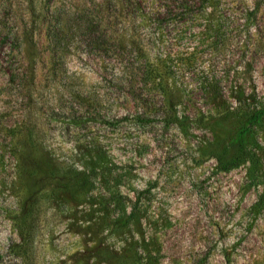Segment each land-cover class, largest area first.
I'll return each mask as SVG.
<instances>
[{
	"label": "rangeland",
	"instance_id": "374dc122",
	"mask_svg": "<svg viewBox=\"0 0 264 264\" xmlns=\"http://www.w3.org/2000/svg\"><path fill=\"white\" fill-rule=\"evenodd\" d=\"M68 1L80 10L90 0ZM15 16L24 18L23 1L0 0V264H264V125L255 165L222 171L215 143L228 128L207 122L197 111L203 103L174 101L180 112L193 109L179 125L163 116L140 122L144 102L116 84L106 68L110 51L73 31L66 54L53 61L44 27L36 34L42 60L30 95L10 79L4 38ZM200 34L166 33L157 47L185 57L198 50V73L225 59L247 66L248 93L264 101L263 54L244 52V38L212 52ZM188 75L177 80L191 81ZM68 170L97 173L79 199L46 178Z\"/></svg>",
	"mask_w": 264,
	"mask_h": 264
},
{
	"label": "trees",
	"instance_id": "16d2710c",
	"mask_svg": "<svg viewBox=\"0 0 264 264\" xmlns=\"http://www.w3.org/2000/svg\"><path fill=\"white\" fill-rule=\"evenodd\" d=\"M22 1L24 18L11 19L15 27L4 42L9 45L8 63L13 68L10 79H19L20 84L28 86L27 93L32 94L31 85L36 84L42 60L36 34L43 27L53 61L66 54L68 33H88L95 48L114 55L106 68L116 84L126 86L130 95L144 102L137 115L140 122L163 116L166 125H179L184 122L180 117L189 118L193 109L180 112L174 101H199L203 106L197 111L207 117V122L226 124L228 128L226 137L215 143L214 156L220 169L228 171L247 161L255 165L257 129L264 125V101L254 96L255 91L248 93L247 66L235 67L225 59L222 66L198 73L194 66L198 50L185 57V53L157 46L163 44L166 33H201L203 46L222 54L231 50L232 39L244 38L240 48L253 51L255 56L263 54L260 58L264 60L262 1L249 5L246 0H90L80 10L68 0ZM141 33L154 35L151 39ZM149 40L158 51L149 48ZM185 73L192 80L179 82L177 77ZM155 99H159V105L153 102ZM209 101L218 102L219 107L212 111L206 107ZM232 147L236 151L227 157ZM93 172L68 170L63 174L53 172L46 178L55 189L79 199L94 184L97 173ZM250 174L256 178L254 167Z\"/></svg>",
	"mask_w": 264,
	"mask_h": 264
}]
</instances>
